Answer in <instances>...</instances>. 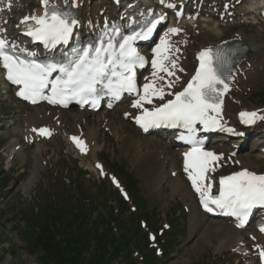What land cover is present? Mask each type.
I'll use <instances>...</instances> for the list:
<instances>
[{
  "label": "rangeland",
  "instance_id": "rangeland-1",
  "mask_svg": "<svg viewBox=\"0 0 264 264\" xmlns=\"http://www.w3.org/2000/svg\"><path fill=\"white\" fill-rule=\"evenodd\" d=\"M250 1L251 0H244L246 3ZM94 2H91V4ZM21 3V6L23 5L22 7L26 8L21 14H29L36 8L37 0H22ZM243 6L244 5L241 4L239 6L240 8L237 10H242L241 7ZM241 18L240 14L231 24L221 26L220 28L222 29L223 35L219 39L212 36H204L202 33L198 32L199 30H195L194 35L198 37L199 42L212 44L222 38L224 40L221 42L230 40L227 38L231 35L235 36V34H239L240 32L248 36L253 33L254 29L258 26L251 21L248 25L242 24L240 21ZM262 24L264 25V20H262ZM196 32H198L197 35L195 34ZM186 61H188V68L192 69L193 57L190 56L186 58ZM261 78L262 77L257 78L253 85L244 90L242 95L244 103L246 105L248 104L247 106L255 107L256 112L264 110V100L258 101L259 97L264 99V96H261V94L264 93V78ZM3 88H5V86L0 84V264H44L42 262L43 252L41 250L34 252L32 246L29 244V237L34 232L33 228H28L25 232L22 227L24 218L31 216L36 217L39 220V224H43L42 220H44V215H42V213L44 210L49 211L54 208L57 213L65 210L64 216L61 215L59 220L52 221L51 224L50 221L45 222L51 229L54 227L61 229L64 228L66 224H74V216L79 213L81 207L83 209L82 212L85 214L84 223L86 224L82 228V232H88L90 234L91 232H96V230L100 228L99 226H95V215H93V213H96L97 221L106 219L109 213V202L114 203L116 208L120 210L119 221H130L133 215L130 208L133 206V204L131 205L132 200L135 201L134 195L131 191H128L130 202L123 207L117 205L118 201H122L120 192H123V188L120 187L118 189L116 186L113 187L109 181V175L113 174L118 178L119 182L123 184V175L121 173L130 175L131 178L137 180L139 194L145 201L144 208L140 206L138 208L140 212L136 210L134 213L136 216V227L139 226V221L141 219H146V229H141V236L145 235V239H147L148 234H155V231L159 229L162 230V228L168 229V226H171V229H169V231L166 232L167 234L165 233L164 237L161 239V245L167 244L169 239L174 238H176V244L167 252L166 258L164 259L166 261H162L161 263L250 264L249 261L254 262L252 257L249 260L248 258L245 259L228 245L222 244V240L227 235L233 233L232 228H230L227 223L217 220H213V222L209 220L205 221V218L200 216L198 211H195L196 214L192 217V227L196 228V231L190 232L191 220L187 204L181 200L180 196L171 195L170 193L169 184H176V182L173 181L175 178L171 177L172 174L167 170L165 172L157 171L154 173L155 170H152V168L148 166L150 164L149 162H147L146 165L151 169V175L147 177V179L145 178V172L141 161L134 160L133 155H128L122 151L120 143H118L112 133L108 131V127H105L104 122L112 117L111 112H97L98 114L93 115L86 113L89 124L95 122L96 152H98L95 155V159L99 163H102L105 169V177L101 179L92 171V157L89 155L86 161L81 158L78 159V157L74 155L75 153H73L66 144V137L62 134L52 136L53 139H44L46 143H37V147L36 145L31 147L26 146V138L24 139L21 136V131L19 130L23 128V130L26 131V128L31 126L28 120H25V117L26 114L33 113L34 111L21 109V106L13 97L10 98L14 101L11 100L10 103L5 102L4 99L9 97L11 92L6 91L3 94ZM226 97L229 101L232 100L229 95ZM45 111H49V109H45ZM68 111L69 110L66 112ZM70 111L74 113L76 110ZM112 112H115L118 117L119 113L117 109ZM105 117L106 119L103 122L99 121V119L103 120ZM111 121L115 124L117 118H111ZM78 122L80 125L85 124L83 120H79ZM124 122L126 123L127 120H124ZM124 122L121 123L119 121V126L123 127L119 128V130L128 132L123 134L127 135L130 131L124 127ZM44 124L46 123H39L34 125V127L39 128V126H43ZM3 125H5V129ZM90 126L91 125H86L87 128ZM63 128H65V135L68 133L70 135L76 133L73 126L69 123ZM80 130L84 133V126H81ZM256 142V139L251 138V140L247 142V146L250 148ZM12 143H15L17 146H13ZM261 148L260 145L255 147V155L259 156L261 154ZM37 149L42 150L44 154L42 157H38L40 161L38 164L39 167H42V170L41 173L37 175L38 178L35 187L24 196L21 191L18 195L12 193V187L15 186L14 180L17 174L22 178L19 183H25L32 175L29 170V166L31 165L28 163L25 164L20 172L14 170L18 169L20 165L18 155L23 153L25 156L30 157ZM248 151L249 149L246 152ZM171 152L175 153L176 159H179L177 155L178 152L174 147L171 149ZM242 154H244V152ZM252 154L254 155V153ZM11 156L13 158L10 161V167L7 162L11 159ZM178 159L177 165L179 166ZM112 164L120 166L122 172L118 174L116 171L111 170L110 166ZM257 167L259 170L256 172H264V161L261 160ZM9 169L12 170L14 174L8 172ZM169 175L170 181L166 184L162 183L157 189H149L148 182L155 180L158 184L163 176L167 177ZM124 186L126 188L125 183ZM83 196H85V198H83ZM86 200L90 202L89 207L84 203ZM187 203H190V201L187 200ZM93 208H95V211H93ZM143 209L146 215L145 212L142 214ZM33 211H36V216L33 214ZM179 219H181L179 225L173 223V221ZM206 224L210 226L209 230L205 229ZM252 229V226H250L248 229L241 232L245 242H249V233ZM69 230L72 232L75 231L74 228ZM141 241L144 242L142 239L140 242ZM249 247L250 248L247 247V250L252 248V251L254 253L256 252L254 247L251 245ZM157 249H161L163 252L161 246H158ZM82 256L85 260L86 254ZM245 260L248 261L246 262ZM49 264L53 263L49 262ZM66 264H74V262H67ZM75 264L86 263L85 261H77ZM142 264L160 263L146 260Z\"/></svg>",
  "mask_w": 264,
  "mask_h": 264
},
{
  "label": "snow or ice",
  "instance_id": "snow-or-ice-1",
  "mask_svg": "<svg viewBox=\"0 0 264 264\" xmlns=\"http://www.w3.org/2000/svg\"><path fill=\"white\" fill-rule=\"evenodd\" d=\"M160 3L166 7H173L170 3L165 4V0H160ZM41 4L44 8L42 16L32 15L20 21V25L27 29L23 34L30 36L33 42H39L48 50L55 49L58 45H68L73 38V29L78 26L77 20L69 12L61 13L49 0H41ZM162 22L163 18L157 19L146 31L124 38L119 45L111 41L104 43L102 38L101 47L77 50L75 58L59 66L55 63L25 62L13 57L8 53L9 45L0 39V60L7 71L6 78L12 84L21 86V91L17 95L31 103H37L39 98L46 99L50 104L67 107L70 100L87 103L89 97H92L95 105L97 85H101L102 89H107L117 100L123 93L135 96L132 107L142 111V115L136 118V123L144 131L153 127L185 130L187 135L181 136L180 139L190 144L192 148L185 153L184 170L188 174L193 190L200 197L204 211L212 213L219 210L222 215L235 217L238 221L236 226L243 228L254 209H264V175L243 170L221 177L219 194L213 195L214 182L208 174L218 170L221 166L219 162L223 161L224 157L205 151L202 147L203 141L197 139L198 125L203 132L228 131L237 134L233 129L225 128L221 124L222 97L230 90L223 72L227 61L219 52L213 55L212 49L202 51L198 56L199 68L187 86L175 95L171 91L165 93L164 88H172L174 84L179 83V77L169 81L160 73L175 77L176 71H183L177 62L166 54L170 50L168 36L180 34L179 29L171 28L154 49L153 55L156 58L151 61L154 79L149 78V82L137 90L134 70L145 67L147 61L133 47V43L149 40L157 25ZM15 47L12 46L13 49ZM117 47L118 51H113ZM162 52L165 54L161 55ZM28 55L34 56L35 53ZM165 61L169 62L170 68ZM54 72H59L60 77L50 81L49 77ZM158 81L162 82V86H158ZM220 85L223 86L222 89L218 88ZM49 86L52 93L50 97L44 95V90ZM166 95L174 98L165 101ZM154 99L165 102L161 106H153L151 110L146 109L144 106L153 105ZM240 119L242 123L251 125L258 120H264V115L257 112H242ZM37 134L51 135L48 129H41ZM72 140L86 155V145L76 137ZM260 231L264 232V227H261ZM260 255L264 259V252Z\"/></svg>",
  "mask_w": 264,
  "mask_h": 264
},
{
  "label": "bare ground",
  "instance_id": "bare-ground-1",
  "mask_svg": "<svg viewBox=\"0 0 264 264\" xmlns=\"http://www.w3.org/2000/svg\"><path fill=\"white\" fill-rule=\"evenodd\" d=\"M37 8L33 11L31 15L34 14H40V8H39V2L41 0H37ZM64 0H50L51 3L58 5L60 2H63ZM141 2H146V0H140ZM166 1V0H165ZM173 1V0H168ZM236 1V0H234ZM9 2V4H8ZM261 2L256 3H245L243 4L245 7L244 10H237L234 11V14H242L244 13V16L242 20L247 16H249L247 13L251 14V17L254 18V13L256 6H259ZM20 0H0V9H4L3 11H0V34L7 38L10 42L18 43L20 42V39L17 37V33L19 32V21L23 19L24 17H30L25 15H21L22 12L26 10L25 7L21 6ZM191 4V3H190ZM10 5V7H9ZM210 8L214 9L217 8L220 10L221 14L225 15V17H228L230 12H226V10H223V7L221 9V3L219 0H211L210 1ZM75 9L78 13V30L82 31H89L92 32L96 30L97 28L101 27L103 22L107 19L108 15H115L116 8L109 4L107 0H97L93 4L89 3V0H78L75 2ZM210 9V10H211ZM206 8L204 9L203 13H206ZM211 12V11H210ZM216 12V11H215ZM21 15V16H20ZM243 15V14H242ZM120 16V15H119ZM215 14L211 13L208 15V17H200L195 23L191 22H182L180 24H174V26H178L181 30V33L179 36H168L169 42H170V50L166 53L171 60L176 61L178 64V67L183 69V71H176L175 77H166L165 73H160L161 76H164L165 80L174 81L176 77H179V83L174 84L172 88H164L165 93L171 91L173 94L180 91L185 84L189 81V79L192 77L194 73V69L196 67V63L194 64L193 71L188 69V61H186V58H189L192 56L195 58V56L198 53H201L202 51H205L206 49H209L213 46H217L218 43H220L223 38L218 40L217 42L212 43H203L199 42L198 37L194 35L195 30H199V33H202L204 36H212L217 39L221 38L223 35L221 26H225V21L220 22V16L217 18H214ZM233 16V15H232ZM121 17V16H120ZM234 17V16H233ZM118 18V16H116ZM233 19L227 18V21H231ZM253 31V33L249 34L248 36H245L243 33L231 35L227 39H231L235 42H240L244 47H246L245 53H244V59L241 61V64L238 66V68L235 71V75L233 76V79L231 80L229 87V91L227 94L232 98V100H223V107H222V119L221 122L226 125L229 128L236 127V116L237 114L241 113L242 110L244 111H253L256 108L253 106H247L244 103V99L242 98L244 90L246 88H249L253 83L257 80V78L262 77L264 78V25L263 24H257ZM13 29H18V31H13ZM13 31V32H12ZM96 34V33H95ZM168 34V31L165 33V36ZM163 38V39H164ZM208 38V37H207ZM176 49H179V51H176ZM37 53H35L36 55ZM165 53H162L161 55H164ZM188 60V59H187ZM168 67L170 68V64L168 61L164 62ZM153 73V69L150 64V71L145 74V77L147 79L151 78ZM151 75V76H150ZM153 79V78H152ZM0 82H2V72L0 70ZM158 86H162V82L158 81ZM7 89V88H6ZM13 95V94H12ZM173 96H165V100H170ZM5 102L10 103L11 98L6 97ZM163 103V102H161ZM21 108L25 110H31L34 111L33 113L26 114L25 120H28V122L31 124L30 127L26 128L27 130L24 131L23 128L19 131H21V136H24L28 140V144L32 140H41V138H38L34 135L30 136L29 131L34 128V125H37L39 123H46L43 126H39L36 130L39 129H48L51 135L49 136H55L57 134H62L66 137V140L69 142L71 140V137L78 138L79 141H82L84 145H86L87 148V156L84 157L85 154L82 152H79V148L76 146V144L68 143L67 145L70 146V149L74 151L75 154H79L80 158L84 161L87 160V157L90 155L92 157L93 162L97 161L95 159V155L98 153L97 146H96V131H95V122L92 124H89V121L87 119V115L85 113H81L78 110H76L74 113L70 110L68 112L61 111L57 109H52L49 111H45L43 107H28L23 104L18 103ZM130 104H125L122 102L118 108V117L115 114V112H112L111 118H117L116 123L114 124L113 121L110 119H107L104 122L105 127H108V131L112 133L114 138L118 143L121 145V150L124 151L128 155H133L134 160L141 161V164L143 166L144 172H145V178L149 177L151 175V169L157 171L165 172L166 170H169L170 173H173V176H175V183L169 184L170 193L171 195H178L180 196L181 200L187 204V207L190 211V232L196 231V228H193V222L192 217L195 216V208L197 201L200 200V197L198 194L194 193L191 189V186L187 185L183 182L181 179V173H180V164L181 159H179V166L177 165V159L176 155L173 154L171 149V144L166 140L159 137L157 139H149L147 136H141L138 131H136L131 125H129L127 122L130 120V116L132 115V111L129 109ZM115 109V110H116ZM113 110V111H115ZM99 112V111H98ZM261 115H264V110H261ZM105 116V115H104ZM103 116V117H104ZM106 119V117L101 120L100 122H103ZM79 120L84 121V125L79 124ZM124 120H127L125 124V128L130 131L129 134L123 135L124 132L119 130V128H123L119 126V121L121 123L124 122ZM262 123H264V120H261ZM71 124L73 126V129L76 131L73 135H70L69 133L65 135V131L63 128L67 124ZM86 125H91L89 128L86 127ZM81 126H84L85 132L82 133L80 128ZM46 143V142H44ZM94 143V144H93ZM241 144V142L237 143ZM13 146H15V143H12ZM210 148L209 150L217 155H222L224 157L223 161H220L219 164L221 165L218 170L215 173H209L210 178L214 181L217 180L218 177H222L227 175V173H233V172H240L243 170H248L256 175H264L263 172H256L258 171V163L263 160L264 161V155H253L250 151L244 153V154H238L237 156L234 154V146L228 145L225 143H215L212 142L209 144ZM17 146V145H16ZM264 148V147H262ZM19 154V153H18ZM44 152L40 149H37L34 151V154L30 157L25 156L23 153L19 154V162L20 165L18 166V169H14L15 171H21L25 164L28 163L29 170L31 171V177L25 182V183H19L21 181V176L19 174L16 175L14 180V187H12V193L18 195V193L21 191L23 192V196L27 195L28 192H30L36 184V180L38 178V174L41 173L42 167H39L40 161L38 157H42ZM179 156V153L177 154ZM97 157V156H96ZM149 162L150 164L147 166L146 163ZM238 165V168L236 171H233V168H231V165ZM92 165V163H91ZM12 169V168H11ZM10 170V169H9ZM8 170V171H9ZM93 171V170H92ZM9 172L13 173L12 170ZM18 172V173H19ZM97 175V174H96ZM40 177V176H39ZM168 177H162L159 180V183L152 181L148 182L149 189H157L159 186L163 183L166 184L169 180ZM187 200L190 201V203H187ZM212 221V220H211ZM213 222V221H212ZM228 225V224H227ZM231 225V224H230ZM229 225V226H230ZM216 227V226H215ZM218 227V226H217ZM234 228L232 225L230 228ZM210 226L206 224L205 229L209 230ZM249 226L246 227L248 229ZM233 233L231 235H227L223 240L222 244L228 245L231 249H236L238 253L243 252L244 254H248L247 247L251 245L255 248L256 252L254 256H256V263L249 261L250 264H264V259L261 262L259 260V255L261 252H264V239L257 234L253 235V242H245L244 238L241 235L242 231H237L235 229H232ZM251 253V252H250ZM241 254V253H240ZM252 254H249V257L251 258Z\"/></svg>",
  "mask_w": 264,
  "mask_h": 264
},
{
  "label": "trees",
  "instance_id": "trees-1",
  "mask_svg": "<svg viewBox=\"0 0 264 264\" xmlns=\"http://www.w3.org/2000/svg\"><path fill=\"white\" fill-rule=\"evenodd\" d=\"M50 217V214L46 215V219ZM54 230L44 227L42 233L38 234L35 239L34 248H41L43 252L42 262L44 264H49V262L53 264L74 262L75 264L77 261H84L82 256L84 254L88 256L87 264H109L111 259L117 257V251L114 249L111 254H108L105 238L91 244V240L82 232L69 236V231ZM61 236H64V238H59ZM149 257L152 258V254Z\"/></svg>",
  "mask_w": 264,
  "mask_h": 264
}]
</instances>
